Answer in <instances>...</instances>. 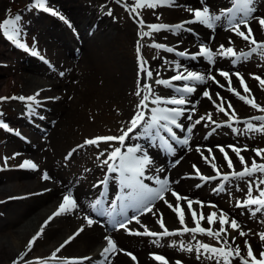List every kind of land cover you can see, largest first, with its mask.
Returning a JSON list of instances; mask_svg holds the SVG:
<instances>
[{"label":"bare ground","instance_id":"1","mask_svg":"<svg viewBox=\"0 0 264 264\" xmlns=\"http://www.w3.org/2000/svg\"><path fill=\"white\" fill-rule=\"evenodd\" d=\"M87 1V3H83L82 0H74L72 6L69 7L70 16L68 20L60 12H57L59 15L55 16L50 12L39 13L37 16L38 20L42 22L48 21V24L41 28L39 32L41 40L38 48L43 59H50L44 55V48L51 51L54 49L62 50L59 56L61 61L70 63V74L65 79L70 80V82H79L74 86L75 91L83 93L85 98L95 97L103 103H110V101L119 99L121 110H119L118 116L121 120L116 123L119 136L124 131L129 119L133 118L139 110L137 106L141 103L145 94L143 92L146 76L144 78L145 73L140 69L141 60L136 56L131 59L125 54L124 50L118 52V44L132 48L139 47L141 57L146 62L144 67L152 71V78L168 79L171 74L177 75L178 71L186 75L187 72L195 70L206 78L208 76L215 77V80L207 79L206 83L188 81L187 83L196 88L195 92L187 95L179 93L169 94L172 97L181 95L187 101L185 105L179 106L183 107L185 111L177 119V122L183 125V130L175 128V126L172 127L179 140L188 139V144L185 145L169 137L167 140L171 144V148H169L170 152H168L164 148V144L163 148H161L160 140L154 136L152 130L150 134L144 133L143 126L138 127L126 138L122 151H126L128 147H139L142 153L147 154L151 159V164L146 169V177H159L161 180H169V191L165 192L164 199H155L150 202L151 209H145L143 213L139 214V223L135 220L131 224V231L125 232L121 230L114 233L115 235L112 238L116 245V251L110 253L107 259L101 255L103 249L108 246V243L105 244V235L102 231L105 221H95L90 226L86 219L89 214L87 206L91 211H93V208L91 207L92 204H88V199L85 198L96 191L94 182L89 187H85L78 184L80 183L77 179L79 174L75 175V178L65 177L61 169L54 164L51 149L49 151L48 149L42 150L41 148L43 147L40 143L37 145L32 142L38 134L44 132L46 137L40 134L45 139L43 142L48 139L52 149L56 146L59 149L63 146L70 133L89 126V124L82 122L73 124L75 111L64 108L66 95L62 94L61 87L68 89L67 96L69 95L71 99L72 91L74 90L70 88L73 85L69 81L53 84L54 90L50 93L51 98L49 97L44 103L37 106V109L43 113V117L39 119L40 133H37L36 136L37 130H34L27 135V140L22 142H19L15 137L12 138L14 141L21 143L27 150L34 152L40 160L45 162L48 174L52 179V185L49 181L38 182L35 174L24 171L16 174L20 183V190L16 191V193L19 194L5 196V199L9 198L0 206V238H7L2 232L7 223H9L11 228L8 243L7 240H1L0 243V264H28L29 261H34L38 257L45 258L47 261L56 260L48 264H65L63 260L65 257L90 258L83 260L82 264H161L160 260L155 259L156 256L164 257L169 264H177V261L186 264H198L193 252L182 250L181 245L184 246V249L186 247L185 240L181 238L194 241L198 247L201 244H208L210 239L212 246L218 248L227 249L231 247L235 249L237 245L240 246L237 240L233 243L232 239L226 238L228 243L224 244L212 236L202 235L199 232L179 235V238L183 241L182 244L173 236L142 238L135 234L146 230L162 232L163 229L158 223L161 216L167 229L181 225L177 212L168 206L169 204L176 206L178 203L172 194L173 192L178 193L181 197H186L187 200L193 201L192 205L201 206L196 203L197 201L203 203L204 212L202 214L204 219L200 221V226L205 229L211 228L207 220L209 212H207L208 207L206 204L209 202L214 203L216 208L224 209L235 215L234 209L238 207L237 203L239 201L230 198L229 193L248 176L242 178L233 177L223 184L216 181L210 183L201 180L199 175H197L196 169H199L201 175L210 177L211 172L215 170L203 157H208L209 161H211L214 156V163L219 171L222 169L231 172L233 170L236 172L243 170L244 165L241 164L237 154L229 147L237 145V135L242 127L233 124V119L230 121L229 118L226 119L227 121L222 127L215 128V125L207 120V115L210 113L214 121L225 117L216 108V104L221 102L219 97H222L225 101L224 107L228 108V102L231 103L232 108L238 106L234 109L235 119L244 118L242 113L246 111L238 105V103L241 105L242 103L233 91L228 90L229 87L232 89L236 86L241 87L240 82L234 78L233 71L243 74L245 78L244 84L254 94L255 92L257 94L258 88L262 89L258 84L259 81L254 78L257 69L251 62V55L246 59L241 58L232 63L230 56L220 54L222 51L221 45L224 46L223 51H226L229 47L243 48L250 43L236 35L235 32H232L226 17H221L215 23L214 29L197 22L190 23V33L182 30L156 33L158 41L168 43V45L180 51L186 50L188 53L198 54L202 46L211 49L213 52L212 62L204 55H197L194 59H177L163 50H158L155 58L148 59L145 58L140 47L142 41L137 36L139 30L135 26L141 18L149 20H192L193 14L191 10L202 9L205 6L211 9L213 16L220 15L221 10L225 9L228 0H173L172 6H158L155 9L147 7L144 10V14H139V19H132L128 22L121 21L118 16L120 12L129 9L125 7V4L134 6V0H120L119 3L117 0ZM2 3L3 1L0 0V5ZM103 3L110 5L104 6L108 8L105 13L102 8ZM112 5H114V8ZM254 6L256 15L263 17L264 0H255ZM261 6L262 9L259 8ZM60 16H63L64 19H60ZM178 22H181V20ZM250 25L251 29L258 34L259 39L264 36V28L261 27L257 19H253ZM241 30L244 31V28L241 27ZM6 53L5 51H0V56L6 58ZM258 54L261 55L260 52ZM75 57L76 60H73ZM4 60H0V62H4ZM23 63L28 66L27 70L30 75L27 79L37 78L45 67L52 68L30 57L25 58ZM80 64L86 66L85 70H78L77 66ZM177 65L180 66L179 70H177ZM0 66L7 65L0 64ZM223 69L231 71L230 86L228 80L224 76L219 75V70ZM4 77L5 75H1L0 80H4ZM260 77L264 79V74L260 75ZM29 85L30 82H26L28 88ZM252 88H255V92ZM137 90H140L143 94L137 96ZM205 91H209L212 100L203 95ZM217 93H219V97H217ZM213 100L216 101V104H213ZM33 107H35V104ZM231 111L229 112L231 113ZM20 115L21 113L18 117L16 116L18 122L26 125L27 120ZM188 116H191V119H188ZM201 117L205 119L201 123L195 124V121L200 120ZM8 119L14 120L11 116ZM193 124H195V127L189 133L187 129L192 127ZM240 124L247 125L249 123ZM71 126L73 127L72 131L70 129ZM39 127H36V129H39ZM64 128H68L66 133H63ZM110 146L113 150L115 147H120V144L118 141H112ZM220 147L224 148L228 157L232 160L233 168L230 169L228 167L227 160L221 153ZM106 148H108L107 144L103 150ZM209 149H211V153H209ZM253 149L251 148L248 151L249 154L241 155L249 167H251L253 158L256 159L257 163L262 162L261 157L256 156ZM142 153H137V155ZM201 153H203V156ZM107 167L108 165L103 162L100 164L94 163L93 168H87V172L91 173V179L99 180L100 175L104 171L103 168H105L107 173ZM108 182L111 184L119 183V174L117 176L110 174ZM144 183L154 189L160 188V184L156 183L155 180L145 178ZM63 189H69L72 192L71 194L76 201L77 208L55 215L59 204L64 199ZM21 195H24V197H14ZM165 200L168 203H165ZM187 200L181 199L179 201L184 213V225L191 224L196 227L191 212L188 210ZM144 203H149V201ZM137 207L143 208V204ZM200 215L201 213L197 212L198 219ZM50 217L51 219H49ZM237 217L245 220L244 223L251 222L250 220L252 219V215ZM42 226L43 232L29 251V241L40 232ZM80 229H83V231L79 232V235H76L70 243L57 253L56 259H48L61 246L63 239L67 235L73 234ZM217 230L219 229H215V231ZM251 248L259 259L260 252L264 251V243L254 240ZM154 250H162L164 252L157 251L154 253ZM36 251H38V255H35ZM128 251L134 254L135 262H132L128 257ZM25 253L27 255H24ZM240 254L246 255V251ZM22 255L24 256L23 260L20 259ZM37 262H32V264ZM231 264H240V261L239 259H232Z\"/></svg>","mask_w":264,"mask_h":264},{"label":"snow or ice","instance_id":"2","mask_svg":"<svg viewBox=\"0 0 264 264\" xmlns=\"http://www.w3.org/2000/svg\"><path fill=\"white\" fill-rule=\"evenodd\" d=\"M119 3L120 0H117ZM173 0H134V6H129L125 4L126 8H129L130 12L136 13L137 16H139V12H137L138 8H152L155 9L158 6H172ZM233 7L223 9L221 10L220 15L213 16L210 12V9L205 6L202 9H195L191 10L193 14V19L190 21H185L183 24L169 26L164 24H150L147 25V27L151 30L148 32H142L141 36H150L152 34V31H161V30H180L183 29L185 24L190 23H201L206 25L208 28L215 27V23L221 19V17H227L228 19V25L230 26V29L235 32L236 35L240 36L243 40L249 42L254 47L251 49L249 53H240L239 56H237L236 51L229 47L226 51H223L224 46L221 45V55L225 56H231L234 59H246L248 56H250L253 53L260 52L261 54H264V42L257 41L252 34V29L249 26V18L257 19L258 23L261 25L262 28H264V17H255L252 14L256 11L255 9V0H232ZM35 7L42 9L45 12H50L52 15H59L55 10L49 8L45 4V0H35ZM239 14V15H238ZM60 19H64L63 16H60ZM20 21V17L16 16L14 19H6L2 24H0V30L4 31V34L7 36V38L14 43H17L19 47L25 48L26 46L19 42L17 37L20 35V29L18 27V22ZM138 23L141 26H144V21L141 18ZM243 26L246 31H242L241 27ZM157 48H165L167 51H173L172 48H166L164 45L155 44L153 45ZM33 55H38L37 52L33 51ZM181 56H185L186 53H179ZM197 55H204L208 58L210 62L213 61V52L211 49H208L206 47H201L200 52ZM195 56H193V59ZM43 59V57H41ZM144 62L141 59L140 62V69L145 73V76L148 79L152 78V71L149 69H146L144 67ZM179 65H177V70H179ZM220 75L224 76L229 83V86L231 85V78L228 72L220 71ZM62 75V73H61ZM238 79H240L241 85L244 88L245 92H249L250 89L247 88V85L244 84L243 78L240 76L239 73L235 74ZM256 80L259 81L260 85L264 87V79H262L259 76L254 77ZM207 79L215 80V77L208 76L207 78L199 73L196 72H187L185 75L184 73H181L178 71V74L171 78V80L174 81H195L198 83H206ZM219 83L218 81H216ZM155 83L164 85L167 87H172L170 80H162L158 79L155 81ZM223 87V85H221ZM229 91H233L239 99L244 100L247 104H249L251 107L258 109L261 112H264V107H261L260 105L256 104L253 99H247L245 96L240 95L239 92H235L234 89L229 87ZM176 92H184L191 94L196 91V88L189 83H185L183 87H179L175 89ZM145 94L143 95V98L141 100V103L137 106L138 111L135 114V116L131 119L129 122V127L127 130H124L122 134L118 137L116 136H108V137H96L92 139H88L85 141L86 145H95L99 146L100 142H111V141H118L120 144V147H115L111 152L108 153L107 159L103 161L105 165H108V171L112 173H118L119 174V183L121 188V194L115 196V201L121 202V208L123 207H137L138 205L143 204L142 211L147 209H151V201L155 199H164L165 192L169 191V182L167 180H161L159 177H146V169L148 165L151 164L150 157L147 156V154L142 153V150L139 147H128L126 151H122V148L125 144L126 138L129 137V134L134 132L138 127L143 126V131L145 134H150L151 130L156 129L160 130L163 129L165 133H167L172 140H177L180 143L188 144V139L179 140L177 137V134L175 131H173V125L175 128L183 130V125L177 122V119L184 114L185 109L183 106L187 103L186 99L183 97H172V98H161L159 96L153 97V92L151 85H145L144 88ZM39 93L36 94L38 96ZM137 96L141 95V91L137 90L136 92ZM205 97H207L209 100H212V96L209 93V91H205L203 93ZM217 97H219V93L216 94ZM36 96L32 97H12L11 99H19L21 101H30L32 103L29 104V109L34 111L33 104L39 105L40 101L36 99ZM8 98L0 97V100H4ZM55 99V98H53ZM220 104H216V101H212L213 104H216V108L218 112L224 113L226 116H229L230 119H235V110L233 109L231 113L225 109L223 104L225 103L224 99L222 97H219ZM149 103L155 104V105H161V104H170L177 107L172 108H166V107H154L149 108ZM232 105L230 102H228V109H231ZM194 111V109H192ZM146 113H150V118H146ZM188 119H191V116H188ZM204 117H201L200 120L195 121V124L201 123L202 120H204ZM251 119L259 120L264 122V116L259 117H253ZM207 120L211 121V123L215 124L216 121L212 120V116L209 113L207 115ZM195 124L192 125V127H189L187 131L190 133L192 131V128L195 127ZM220 125H217L219 127ZM230 126V125H229ZM0 127H3L4 129H7L11 131V129L8 128V125L4 123L2 120H0ZM248 130L249 131H259L264 132V123H261L259 126L253 125L251 123L248 124ZM19 135V133H17ZM165 143L168 144L169 148H171V144L168 142V140H165ZM83 147V145L78 146ZM232 148V151L236 152L237 156L240 159V162L242 165H244L243 170L240 172L232 171L231 176L242 178L245 176H255L256 173L264 174V163L258 164L256 162V159L253 158L251 167L248 166L247 162L245 161L244 157L240 155L241 149H237L234 146H229ZM199 150V149H198ZM246 150V149H244ZM75 151V150H73ZM209 153H211V149L208 150ZM221 153H223L224 158L227 160L228 167L231 169L233 168L232 160L228 157L227 152H225L223 147H220ZM253 151L256 153V156L261 157V159H264V149H253ZM137 153H142L141 155H137ZM101 155H104V153H101ZM203 156V153H201ZM206 162H209L211 164V167L217 172L218 176H223V179L227 181L229 179V175L227 174H221L219 172V169L216 168L215 163L213 162L215 160V157H212V160L209 161L208 157H203ZM7 159V158H5ZM111 161V163H109ZM30 167L32 169H36L37 165L30 161H25L20 167ZM194 168H196L195 165H193ZM197 175H199V178L204 181H208L211 179H214L215 177H207L203 176L199 173V169H196ZM150 179L155 180L156 183L160 184L159 189H154L149 187L148 184L144 183V179ZM43 179L48 180L50 177L45 172L43 175ZM101 183H105V181H101ZM253 184H255L256 191L259 193L258 196H253L252 193V187ZM260 185H264V179L257 177L256 181H249V188L247 193V199L245 201H239L237 203L238 207H245L249 208L252 211V214L255 215L256 213L264 212V188H261ZM199 186V185H198ZM124 190H128L125 192ZM173 196H175L177 200V205L173 206L169 204L168 206L173 209V211L177 212L179 221L181 225H184V213L179 205V201L181 199L187 200L186 197H181L178 193L173 192ZM145 201H149V203H144ZM127 202V203H125ZM103 201L100 199H97L93 204L92 208L93 210L97 209L98 205H102ZM165 203H168L165 200ZM196 203L200 204L201 207H203V203L197 201ZM193 201L187 200V207L191 212L192 219L194 223L196 224V227L188 228L183 227L179 233L169 232V230L165 227L163 222V217L161 216L158 220V223L160 224V227L163 229V233H155V232H149L145 231L144 233H135L137 235H149V236H168V235H176V234H183L185 232H190L192 234H196L197 232L201 234H207L209 236H212L217 241H220L224 244H227L228 241L226 237L229 235V228L231 230H235L239 232L240 236H246L247 233H245L243 230L240 229V225L236 222V220H228L225 218L226 214L221 212V219H220V229L213 232L211 228L205 229L200 226V221L204 219L203 214L201 213L200 218H197L196 211L192 208ZM255 206V207H253ZM214 207V205H213ZM77 208L76 201L71 196H65L63 199L62 204L60 205L58 212L55 215H59L60 213L72 211ZM117 204L115 202L112 203L111 207L108 209L101 208L100 214L101 215H108L112 216L113 213L116 212ZM217 213L213 212L210 213L208 216V222L209 224H213L214 217H216ZM51 219V217L49 218ZM87 223L91 226L95 221L91 218H86ZM132 219H136V222L139 223L138 218L133 217ZM131 219H129L126 223L121 222L119 223L120 228H126L127 223H130ZM227 224L228 227H224V225ZM83 229H80L77 233L74 234L73 237H70L69 240H66L64 244H62L59 248L56 249L55 252L52 253V256L48 259H56L57 253L60 252V250L72 239L75 238V235H79V232H82ZM43 232V226L39 233H37L36 236L32 238L31 241H29L28 249L31 250L32 245L35 243L36 239L39 237V235ZM260 237L262 240H264V233L260 234ZM105 239L108 242V246L105 247L101 253L102 256L107 259L108 255L112 252L116 251V245L109 237H105ZM233 243L235 242V237H232ZM245 250L246 255H241V249L239 245L235 247V249H232L231 247L225 249V248H217L212 247L207 244H201L200 247L196 249L198 253H200V250L203 249V255L207 256L209 259L216 258L217 264H231L232 259H239L240 264H264V251L260 252L259 259L257 256L253 253V250L251 248V245L245 241ZM182 250L186 251H193L191 247H188L184 249V246L181 245ZM24 255H27L25 253ZM128 255H131L130 253ZM24 256H21V260H23ZM199 258V255L198 257ZM90 259L89 257L84 258H73L71 260H66L65 264H82L83 260ZM133 260H135V257H132ZM155 259L160 260L163 262V264H167V261H165V258L162 256H156ZM28 264H32L31 261L28 262ZM37 264H47V260L45 261H38ZM177 264H180L179 261H177Z\"/></svg>","mask_w":264,"mask_h":264},{"label":"rangeland","instance_id":"3","mask_svg":"<svg viewBox=\"0 0 264 264\" xmlns=\"http://www.w3.org/2000/svg\"><path fill=\"white\" fill-rule=\"evenodd\" d=\"M3 1L2 5H0V23L3 20H6L8 18H15L16 16L20 17V21L18 22V27L20 29L21 35L25 36L30 43V46L32 47V38H38V34L41 28H43L46 24H48V21L42 22L37 19L36 13H33L29 9H32V2L33 0H1ZM49 4H46L49 8L56 7V11L62 13L65 15L66 20L69 19L70 16V6L74 3V0H48ZM76 1V0H75ZM83 3H87V0H82ZM109 5L108 3H103L102 8L107 11L108 8H105L104 6ZM110 6V5H109ZM114 8V5H112ZM147 9V8H146ZM144 9V10H146ZM143 8H140L137 12L139 13H145ZM136 15V13H134ZM137 16V15H136ZM134 17L132 12L123 11L119 14V19L124 22L131 21V18ZM138 17V16H137ZM177 20H164L165 22H176ZM146 22L152 23L151 20H147ZM144 29H149L147 26L144 27ZM151 30H146L145 32H148ZM156 39H158V36L155 34H151L150 36L146 37V40H142V46L146 50L147 56L151 57L152 51L154 49V46L156 42H154ZM3 41L0 39V45H2ZM40 45V44H39ZM5 48H10L8 45L3 43L2 45ZM2 49V47H1ZM0 49V50H1ZM125 54H127L128 57H131V59H134L135 57V48L128 47L127 45H121L118 44V52L123 51ZM61 49H54L53 51L47 50L46 48L43 49V53L48 56L52 61V68H44L42 71V74H39L37 78H31L27 79L29 77L28 72V66L23 63L24 59L27 58L24 55H21L17 53L15 54H7L6 58H3L0 56V60H4L5 64L7 66L4 67V69H0V76L5 75L4 80H0V97L5 95L8 99H10V95H14V97L17 96H24V97H32L36 96L37 93H39L37 100L42 99H48L50 96V93L53 92L54 86L53 84H57L64 81H69L68 79L64 80V77L68 74H70V63L61 61L60 59V53ZM264 54L259 55L257 58H255V67H259L264 72ZM263 57V58H262ZM78 70H85V65H78ZM62 73V75H61ZM259 75V74H256ZM30 82L29 88L26 86V82ZM73 87H71L72 95L71 99L69 98V95L67 96L68 89H62V94L66 95L64 100V108H68L72 111H75L74 115V122L73 124H76L78 122H82L84 124H89L88 127L83 129H78L77 131L70 133L65 142L63 143V146L59 149L57 146L52 150L53 156L57 161H59L62 164V169L65 175H70L74 173L79 172L80 168V179H82V182L85 181L87 178V168H91L90 162H92L93 158H97L98 160L101 159V149L97 146H91L86 145L83 149H79L77 152L74 153V155L70 159H66V154L70 150H75L78 146L85 143L86 140L92 139L94 136H106V135H112L114 133V127L111 126L112 123H115L116 121L120 120V117L117 116L119 110H121V102L119 99H115L113 101H110V103H103L97 98H91L87 97L85 98L83 93L75 91V85H77L79 82H70ZM68 86V84H66ZM27 89H26V88ZM45 93V95H44ZM249 96L245 92V97ZM251 98V97H250ZM254 100H260L263 99L264 101V89H262L257 97H252L251 99ZM7 100L4 101L2 106L6 112L5 117L11 116L14 120H9L10 123L14 124L15 130H19L22 134L23 132L27 135L30 133V130H28L26 127H23L21 124H18V115L21 113L20 116L23 115V110L25 109V106L30 101H25L24 106L22 107L21 103L19 104L17 101ZM119 101V102H118ZM18 106V107H16ZM113 108H116L114 110ZM18 109V111H16ZM40 116H43L42 112H39ZM39 114L36 113V111L31 112V116L39 117ZM19 116V117H20ZM119 117V118H118ZM33 125L39 127V124L37 123L39 120L38 118H33ZM71 131L73 127H70ZM68 131V128H64L63 133H66ZM46 136V135H43ZM36 139V140H35ZM35 139H33V142L40 143L44 150H47L49 147L48 139L45 140L41 136H37ZM238 143L240 146L245 147V145H255L260 148H264V132L259 131H246L245 133H242L240 135V139L238 140ZM3 149L2 152V166H5V161L9 162V169L4 172H0V175H6V177L0 179V190L4 193L3 195L0 194V200H3V196H6L7 194H10L15 191L20 190V183L16 180L13 172L11 170L17 166L19 167L20 160L22 158L25 159H31L33 156L34 160H38L42 163V160L36 159V155L33 153L31 156H29L26 152L19 151V147L17 142L12 140L11 138H5L2 143H0ZM50 146V145H49ZM50 149V148H49ZM49 151V150H48ZM7 158V159H5ZM90 174V173H89ZM264 179V177H261ZM39 179V178H38ZM86 182V181H85ZM249 185L246 186V189L248 190ZM252 192H257L256 187H252ZM233 194H231L232 196ZM246 214H252L251 209H246ZM225 213V212H223ZM228 216V215H227ZM232 217L235 218V216L232 215ZM238 224L240 225V229L243 230L245 233L246 231H251V233L257 236L258 238L252 237L249 233H247L246 236H240L238 231H231L229 228V233H231V237H235V240L240 243V249L241 252H245V244L244 242L247 241L248 243L254 244V240H257L261 242L260 234L264 233V212H260L256 215L255 220L251 223V228L248 227L242 220H238ZM220 225V224H219ZM218 225V226H219ZM221 227V225H220ZM225 227L227 228L228 225ZM9 227V223L6 224L4 227V230L2 231L7 238L1 239L6 241L7 243L10 240L9 235L11 232V228ZM233 232V233H232ZM72 234L70 233L69 236ZM190 247L192 246L191 240H187ZM264 242V240H262ZM192 248V247H191ZM156 253L157 251L164 252L162 250H154ZM201 251V250H200ZM203 251V250H202ZM197 251L193 250L194 256ZM203 252H200L199 258L197 263L198 264H217L216 258L209 259L207 256L202 254ZM66 258H74V257H66ZM222 263V261H221Z\"/></svg>","mask_w":264,"mask_h":264}]
</instances>
